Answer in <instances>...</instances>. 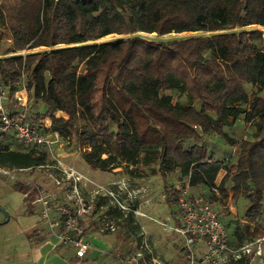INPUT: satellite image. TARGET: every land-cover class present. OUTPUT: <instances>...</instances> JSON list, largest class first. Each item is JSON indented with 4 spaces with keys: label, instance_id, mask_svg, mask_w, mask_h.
I'll return each mask as SVG.
<instances>
[{
    "label": "trees",
    "instance_id": "1",
    "mask_svg": "<svg viewBox=\"0 0 264 264\" xmlns=\"http://www.w3.org/2000/svg\"><path fill=\"white\" fill-rule=\"evenodd\" d=\"M251 25L264 26V0H0V89L8 98L23 88L26 102L10 115L67 137L92 168L140 163L135 173L157 161L173 217L186 187L219 219L225 196L245 200L241 219L223 224L240 246L256 235L241 220L264 215V32ZM196 31L207 34L141 35ZM106 35L120 37L98 42ZM241 114L249 126L235 138L224 128ZM0 135V167L52 161L45 145ZM12 189L33 209L32 184Z\"/></svg>",
    "mask_w": 264,
    "mask_h": 264
},
{
    "label": "built area",
    "instance_id": "2",
    "mask_svg": "<svg viewBox=\"0 0 264 264\" xmlns=\"http://www.w3.org/2000/svg\"><path fill=\"white\" fill-rule=\"evenodd\" d=\"M20 90V89H19ZM23 90V88H22ZM5 92L0 89V130H11L16 143L20 144H41L48 149L49 155L52 154L53 146L61 139L56 132L42 133L29 121L25 120L22 114L12 117L8 106L5 105ZM25 96L17 91L11 96L10 105L12 109L18 108L19 105L25 103ZM46 126V122H44ZM42 124H39L41 126ZM57 162V163H56ZM54 163L39 164L36 167L50 168L54 165L65 177L62 197H58L56 192L42 190L37 184H33L26 178H18L16 173L27 171L32 167H21L20 169H5L0 167V175L11 180L32 184L37 192L32 203L38 204L39 214L47 223L50 231L57 238L58 244L73 245L79 252H84L89 248L90 243L84 234V226L80 217L84 214L91 213L94 208V199L96 194L110 197V202L122 213L123 218L132 216L133 218L144 215L138 210L135 199L137 191L129 186H123L119 182H113L111 187L99 190L95 188L90 192L89 197L85 196L81 190V181L92 183L86 176L78 173L73 167H64L63 164L56 159ZM34 167V168H36ZM56 180V184H60ZM84 184V183H83ZM123 187V188H122ZM217 191L215 188H213ZM178 203V221L174 224L160 222L163 229L167 232L176 233L182 239L183 249L186 248L189 264H237L244 260V263H251V253L260 254V243L256 250L252 252L251 244H242L240 246H232L228 243L227 231L223 223L218 218L216 211L209 204L203 201L200 196H192L189 194L188 188H183L176 198ZM102 208V207H101ZM146 216V215H145ZM147 218H150L146 216ZM113 217L102 215L96 229L100 233L114 232L118 223ZM255 243V241H254ZM151 254V247L145 235L141 234L138 248L134 251L122 256L117 253V259L120 264H155L157 261L148 256ZM199 254V255H198ZM198 255V257H197Z\"/></svg>",
    "mask_w": 264,
    "mask_h": 264
},
{
    "label": "rangeland",
    "instance_id": "3",
    "mask_svg": "<svg viewBox=\"0 0 264 264\" xmlns=\"http://www.w3.org/2000/svg\"><path fill=\"white\" fill-rule=\"evenodd\" d=\"M252 28H258L261 29V31L264 32V26L260 27L258 25H251L247 29ZM197 34H203L206 35V33L196 31V32H183V33H177V34H169V35H163L162 37H157L153 33H141V35H144L146 38L148 37H154V38H172V37H179V36H191V35H197ZM0 33V38H1ZM117 35H106L103 38L99 39L98 42H104L107 40H114L116 38H119ZM25 52V51H23ZM22 52V53H23ZM168 94V100L172 103L174 101V93L171 90H166ZM254 95L252 92L250 96ZM40 111L44 110V108L40 105L38 107ZM56 115H61L60 112H56ZM231 119V118H229ZM47 123V121H45ZM45 124V123H42ZM249 124L248 121L245 118L244 114L240 115L239 120L235 122H231L230 129L224 128V131L232 137L238 138L243 131L245 130V127L248 128ZM251 131V129H249ZM9 132V131H8ZM10 133V132H9ZM7 136V135H6ZM6 136L0 135V140L6 141L8 140ZM10 136V135H9ZM12 137V136H11ZM12 145L16 144L14 139L11 138ZM221 144V143H220ZM222 145V144H221ZM220 145V146H221ZM52 154L54 158H56L58 161H60L64 167H73L78 173L80 172L82 175L86 176L92 183L90 182H82L81 190L83 191V187H88L91 190H94L95 188H98L99 190H103L109 187H111V184L113 182H119L120 187L123 183V186H129L130 188L136 189L137 196L135 199V203H137L138 210H140L144 215H139L141 217V223L143 224L144 228H147L152 234V241L155 242L156 246V252L159 256L158 259H160L163 262V259L167 261L169 264H189V260L185 258V254L181 251V241L182 239L174 232L166 231L162 228V225L160 222H166L167 224L172 223L173 221V210L176 208V204H169L165 203L164 197L162 194V182L163 179L160 176V174L155 171L158 166V162H153L151 165H146L144 167H140L133 172V168L139 165L140 163H137V165H131L127 164L125 161L119 164V166H116L114 168L108 169V170H101L99 168H92L90 167L83 159H82V149L76 148L74 145H68L67 137H65L64 140L58 139L55 146L52 147ZM222 150V148H221ZM223 151V150H222ZM107 154H103L102 157H106ZM49 158V159H48ZM47 158V161L49 162L50 159H52V156L49 155ZM56 159L55 162H56ZM54 163L53 159L51 161ZM57 163V162H56ZM55 164V163H54ZM224 172H221L219 176H222ZM17 177L20 179L26 178L27 180H30L33 184L39 183L40 188L42 190H47L49 192H56L58 197H62V191L64 182L66 180L65 177H62V173L60 174L59 170L55 168L54 165L50 166V168H42V167H36L29 169L27 171H21L16 173ZM173 175H170L167 180L172 181L174 184H176V179L178 178V170L173 172ZM112 179V180H111ZM56 180H59L61 183L56 184ZM116 180V181H113ZM17 180H11L6 178L3 175H0V191L4 192L7 190V187H10L12 183H14ZM20 182V181H19ZM84 183V184H83ZM44 185V187L42 186ZM123 188V187H122ZM104 191V190H103ZM84 192V191H83ZM19 193H21L19 191ZM104 201H110V197L104 196ZM223 206L221 207V211H219L220 220L223 224H226V221L235 218L240 217L241 219V213L244 210V205L246 203L245 200L241 199L238 201L237 204L234 203V200L230 198V195L225 196L222 200ZM111 203V202H110ZM104 205V203H103ZM7 205L3 204L2 198H0V219H4L7 216ZM216 209H218L216 207ZM146 214L151 216V218H147ZM146 215V216H145ZM171 218H170V217ZM136 217V218H139ZM156 218V219H155ZM118 223L119 220L115 217L113 218ZM114 220V221H115ZM160 221V222H158ZM250 224V227L253 230H256V235L252 236L253 238L251 240H245L241 244H248L249 242L251 244L252 252L256 250V247L258 243L256 242V239L259 240L260 243V254H252L251 257L253 258L250 264H264V215L259 219L257 222L252 223L250 221H244L241 220V223ZM130 223V222H129ZM242 223V224H243ZM138 224V223H137ZM130 225L128 223L125 224V230L123 232H129L127 234L128 236L132 235V240L134 241V238H138L140 241L141 239V226L138 225ZM121 227V226H120ZM117 229V228H116ZM128 230V231H127ZM228 233H229V240L233 239L230 235V231H232L229 227H227ZM115 232V231H114ZM123 238L121 242L124 244L126 243L127 239H131V237L125 236L124 233H122ZM125 237V238H124ZM255 241V243H254ZM232 246H236L234 243H230ZM237 247V246H236ZM199 255V254H198ZM197 255V257H198ZM244 260L237 264H249L244 263ZM209 264V263H204Z\"/></svg>",
    "mask_w": 264,
    "mask_h": 264
},
{
    "label": "crops",
    "instance_id": "4",
    "mask_svg": "<svg viewBox=\"0 0 264 264\" xmlns=\"http://www.w3.org/2000/svg\"><path fill=\"white\" fill-rule=\"evenodd\" d=\"M19 91L26 98V91L24 89ZM10 99L11 96L4 99L5 105L10 111H17L20 106L12 109ZM36 184L41 186L39 183ZM42 186L44 187V185ZM83 190L85 196L89 197L92 190L88 187H83ZM25 197L26 193H19V191L12 189V184L7 187L6 191H0L3 204L8 206L7 216L0 219V264H120L116 256L117 253L124 256L134 251L139 245L138 238H134L133 241L132 235H127L129 232H123L126 223L129 225L130 223L132 225L138 223L141 226L140 232L145 235L151 247V254L148 256L157 261L155 264H169L164 259L163 262L158 259L155 242L152 241L153 234L144 228L140 222L141 217L128 216L127 219L123 218L122 213L110 201L103 202L107 198L101 193L96 194L94 210L80 217L84 226V234L90 243L89 248L82 253L73 245L58 244L56 236L41 218L38 204L31 203L33 209L30 210L24 205ZM102 215L109 218L116 217L119 220L115 232L100 233L97 231L96 226ZM146 215L151 218L148 214ZM178 219L177 214L170 224L176 223ZM122 233L131 237V239H127L125 244L121 242ZM180 249H183V246Z\"/></svg>",
    "mask_w": 264,
    "mask_h": 264
}]
</instances>
